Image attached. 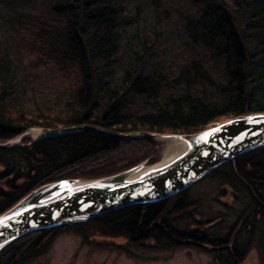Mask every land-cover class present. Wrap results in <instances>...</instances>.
<instances>
[{
    "label": "trees",
    "instance_id": "obj_1",
    "mask_svg": "<svg viewBox=\"0 0 264 264\" xmlns=\"http://www.w3.org/2000/svg\"><path fill=\"white\" fill-rule=\"evenodd\" d=\"M50 1L49 19L10 7L5 15L19 48L0 57V141L30 128L85 124L186 134L264 111V0H184L195 14L184 18L182 63L156 58L158 35L130 32L136 22L123 0ZM29 79L45 81L56 104L40 98L27 109ZM158 152L152 139L118 140L90 131L0 149V213L45 183L108 176L150 157L155 161ZM161 204L125 206L86 225L171 244L153 226ZM60 230L19 238L0 253V264H27Z\"/></svg>",
    "mask_w": 264,
    "mask_h": 264
},
{
    "label": "water",
    "instance_id": "obj_2",
    "mask_svg": "<svg viewBox=\"0 0 264 264\" xmlns=\"http://www.w3.org/2000/svg\"><path fill=\"white\" fill-rule=\"evenodd\" d=\"M85 131L118 140L152 139L163 142L166 148L164 153L159 148L157 160L150 157L115 174L61 179L28 192L0 213V253L32 232L75 226L118 208L165 200L234 157L264 148V111L237 115L186 134L120 132L90 124L57 129L35 127L0 141V149ZM172 138L181 146L174 151L167 149ZM25 139L29 142L23 143Z\"/></svg>",
    "mask_w": 264,
    "mask_h": 264
},
{
    "label": "flooded vegetation",
    "instance_id": "obj_3",
    "mask_svg": "<svg viewBox=\"0 0 264 264\" xmlns=\"http://www.w3.org/2000/svg\"><path fill=\"white\" fill-rule=\"evenodd\" d=\"M156 203L162 204L153 226L165 232L173 240L171 244H162L155 238L134 241L102 232L104 236L122 238L124 242L105 245L90 241L81 245L82 249L78 246L79 249L71 250L72 260L78 264L83 261L114 264L113 257L129 258L133 252L141 251L142 255L147 253L146 256L152 257L154 251L166 256L196 249L205 256L201 264H250L253 251L258 252L260 264H264V151L242 153L184 191ZM86 223L76 225L77 228H59L62 230L56 231L46 248L32 255L27 264L36 259H41L39 264H52L46 260L50 256L48 249L60 232L74 231L82 240H87ZM90 246L108 248L111 252H92ZM85 256L99 258L83 260Z\"/></svg>",
    "mask_w": 264,
    "mask_h": 264
},
{
    "label": "rangeland",
    "instance_id": "obj_4",
    "mask_svg": "<svg viewBox=\"0 0 264 264\" xmlns=\"http://www.w3.org/2000/svg\"><path fill=\"white\" fill-rule=\"evenodd\" d=\"M50 0H0V57L2 54L10 55L16 52L19 48L18 36L14 34L9 26L5 15L10 10H15L19 15H31L37 18L49 19L48 3ZM128 15L132 16L135 24L130 32L146 33L152 32L159 37V48L156 50V58L158 60L174 61L175 63H182L183 57V44L187 38L185 34L184 18L186 16H194V8L192 5L184 0H123ZM52 1H50V4ZM45 81H36L29 79L27 83L29 87L27 90V98L24 100V105L27 109L35 108L34 102L40 98L50 100L49 105L56 104L55 95L52 94L53 89L50 90L44 86ZM42 91L45 92L42 94ZM52 96V97H51ZM37 97V99L28 100V98ZM50 98V99H49ZM54 100V101H53ZM41 102V101H40ZM39 102V103H40ZM33 107V108H32ZM34 110V109H33ZM37 110V109H36ZM161 153L165 151V144L161 141L158 142ZM194 187L193 190H196ZM217 191V190H216ZM84 224V223H83ZM81 225V224H79ZM76 226V225H75ZM85 230L88 233L87 240L82 238L74 231L60 232L54 238L49 247V258L52 264H78L72 260L71 250L77 249L78 246L92 242L95 244L115 245L124 242L122 238L104 236L100 229L92 228L85 225ZM79 249V248H78ZM82 249V248H81ZM84 249V248H83ZM92 252L107 250L99 247L90 246ZM152 252V251H148ZM162 253V252H161ZM161 253L155 251L151 254L152 257L142 255L141 251L132 254V257H113L114 264H201L202 259L205 258L204 254L196 249H185L183 253H167L163 256ZM83 255V253H80ZM150 254V253H149ZM250 264H260V255L258 252L253 251L251 254ZM83 260L98 259L99 257L90 258L85 256ZM111 259V258H110ZM41 259H36L30 264H39ZM79 264H86L85 261Z\"/></svg>",
    "mask_w": 264,
    "mask_h": 264
},
{
    "label": "bare ground",
    "instance_id": "obj_5",
    "mask_svg": "<svg viewBox=\"0 0 264 264\" xmlns=\"http://www.w3.org/2000/svg\"><path fill=\"white\" fill-rule=\"evenodd\" d=\"M32 133H34V132H32ZM170 142H168V150H170V151H174V150H176V149H179L181 146H180V144L178 143V141H176L174 138H172V139H170L169 140Z\"/></svg>",
    "mask_w": 264,
    "mask_h": 264
}]
</instances>
